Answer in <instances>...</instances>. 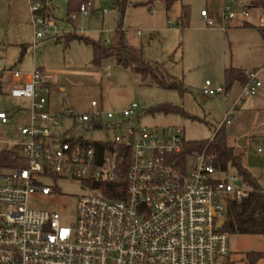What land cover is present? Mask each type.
<instances>
[{"label":"built area","instance_id":"1","mask_svg":"<svg viewBox=\"0 0 264 264\" xmlns=\"http://www.w3.org/2000/svg\"><path fill=\"white\" fill-rule=\"evenodd\" d=\"M222 1L217 18L201 11L208 26L224 29L232 19L244 23L254 10L251 0ZM27 2L36 40L82 34L79 20L99 15L93 4L83 3L68 13L73 30H63L49 0ZM258 19L264 37V12ZM6 73L7 94L29 101V123L20 127L25 140L16 144L26 166L0 171V264H218L229 256L230 238L218 224L226 223L228 204L247 198L249 191L240 175L217 168L212 156L186 153L184 128L140 124L139 102L107 111L93 100L89 111L67 114L86 130L106 131L107 138L75 135L68 126L57 133L52 127L66 126L49 110L53 76L37 70ZM204 83L206 97L225 93L223 86ZM262 85L258 71L248 75L223 122L228 125L236 106ZM20 109L15 104L0 110L1 123H10ZM257 152L264 163V141ZM62 179L78 180L87 190L74 216L31 206L40 195H59Z\"/></svg>","mask_w":264,"mask_h":264},{"label":"rangeland","instance_id":"2","mask_svg":"<svg viewBox=\"0 0 264 264\" xmlns=\"http://www.w3.org/2000/svg\"><path fill=\"white\" fill-rule=\"evenodd\" d=\"M116 1L124 2L125 0H94L92 4L99 14L98 17L79 20L85 32L82 34L73 32L69 35L76 34L91 40H101L104 44L110 45L111 43L105 40L108 37L112 39L118 25L119 14L118 12L109 14L102 12L105 8L117 7ZM222 2V0H174L171 10H167L163 0H126L124 28L128 32L129 41L142 50L143 58L147 63L159 67L170 80L181 82L186 89L183 95L179 90L161 88L151 84V79L143 80L139 73L123 67L113 57L105 60L101 67H94L93 47L84 39H74L68 47L65 40L59 41L57 37L36 40L32 24L33 15L27 0H0V60L5 61L8 69H20L31 73L36 68H41L42 74L53 76L50 85L49 110L66 126L52 127V130L57 133L64 132L68 126V128L73 127L75 135H84L92 140L107 138L106 131L86 130V126L75 124L74 118L69 115L89 111L91 101L97 100L104 104L107 111L122 110L133 102H139L141 108L144 109L140 124L151 128L180 126L184 128L185 139L188 141L211 139L224 115L225 96L218 94L211 98L206 97L202 93L204 86L200 88L199 85L201 82L205 84L206 79L212 81L215 77L219 52L216 49H201L199 54L197 52L195 56H192L191 62L193 63L187 65L184 63V58L187 59L189 54L187 44L192 41L193 32L208 27L201 17V11L207 10L210 17L214 18L212 16L215 10L222 12L224 6ZM67 3L68 0H49V6L61 22L62 29L71 31L73 26L66 22L68 19ZM182 5L190 7V29L192 30L184 31L178 26V16L181 14ZM150 6L153 10H150ZM240 9L239 6L233 7L236 11ZM254 10L249 19L253 20V27L237 29L233 25L241 20L232 19L224 27L223 36L229 68L236 66L244 72H248L253 65L263 68L258 76L259 81L263 83L262 90L261 88L257 90L232 112L233 120L238 111L246 110L247 102L254 100L255 104L252 108L255 113L253 118L256 122H254L256 132L261 130V127L264 128V37L259 34L258 30V18L262 11ZM218 26L220 25H214V27ZM104 30L108 32L102 36L101 32ZM137 30H141L142 34L138 35ZM64 36L60 37L64 38ZM202 40H208V38H202ZM241 89L239 82L231 88L227 96L230 106L238 98ZM15 104L21 109L12 115L10 123L3 124L0 121V151L12 148L25 140L20 127L29 123V101H18L7 93L0 94V110L9 111L14 108ZM65 104L70 106L69 110L65 109ZM163 104L183 108L197 119H191L179 113L167 114L163 111H150ZM220 116L221 118L218 119ZM116 119L118 120V117ZM232 120L228 123L227 129L232 126ZM252 132L254 130L249 131L246 136L232 135L230 138L232 144H230L235 146L236 152L241 154L243 165L264 189V174L262 173L264 163L257 152L264 137L255 138ZM111 136L112 134H109V137ZM240 140H245V146L242 147L239 144ZM11 168L16 167H6L2 170ZM58 186L59 195H40L31 201V206L66 211L70 216H74L78 208L79 197L87 190L82 182L74 179L59 180ZM228 238H230V254L220 258L218 264H252L248 258L251 251L264 252V237L262 236L235 234L229 235ZM255 264H264V258Z\"/></svg>","mask_w":264,"mask_h":264},{"label":"trees","instance_id":"3","mask_svg":"<svg viewBox=\"0 0 264 264\" xmlns=\"http://www.w3.org/2000/svg\"><path fill=\"white\" fill-rule=\"evenodd\" d=\"M167 9H170L174 0H164ZM83 3H93V0H68V13L78 10ZM126 0L123 2L117 1L118 4V26L115 31L113 42L106 45L101 41L91 40L90 38L80 37L76 34L64 36L66 46L74 39H84L93 47V66L99 68L103 62L109 58H116L117 61L125 68L139 73L143 80L151 79L152 83L158 87L166 89L179 90L182 95L185 92V87L181 82L172 81L167 78L159 69L147 63L140 48L132 45L128 39L127 32L124 30V17L126 12ZM251 7L264 12V0H251ZM182 11L178 19L179 26L187 28L190 25V7L182 5ZM249 26V24H246ZM259 32L262 31L258 28ZM8 70V69H7ZM0 71V92L3 91L5 85L8 86V76L6 71ZM242 82L243 86L247 84V73L241 69L230 67L225 70L224 82L225 92L231 89L234 81ZM151 112L163 111L167 114L179 113L191 119L197 117L187 113L183 108L163 104ZM227 124L222 122L211 139H201V141H186L185 151L189 154H201L205 152L214 158L217 168L223 171L235 170L240 175L244 185L249 191V196L240 202H231L228 204L226 223L221 227V231L229 235H258L264 237V189L257 182L252 173L243 165L241 154L236 152L235 146H231L228 142L229 133ZM26 162L18 156V145L12 148L3 149L0 151V171L6 167H25ZM250 262L255 264L260 259L264 258V252H254L248 255Z\"/></svg>","mask_w":264,"mask_h":264},{"label":"crops","instance_id":"4","mask_svg":"<svg viewBox=\"0 0 264 264\" xmlns=\"http://www.w3.org/2000/svg\"><path fill=\"white\" fill-rule=\"evenodd\" d=\"M94 1V0H93ZM164 1V0H163ZM116 4H117V1L115 2ZM174 4V3H173ZM164 5H165V7H166V9H167V6H166V3H165V1H164ZM173 6V5H172ZM117 7H118V4H117ZM151 7V9L150 10H153V7L152 6H150ZM172 8V7H171ZM171 8L170 9H167V10H171ZM255 11V10H254ZM118 12V11H117ZM215 13H214V15L212 16V17H215V18H217L218 17V15L220 14L219 13V10H215L214 11ZM209 13V12H208ZM210 15V14H209ZM253 15V14H252ZM254 16V15H253ZM252 16V17H253ZM179 17L180 16H178V19H179ZM202 17V16H201ZM251 17V16H250ZM250 17L248 18V19H250ZM124 19H125V17H124ZM190 19H191V14H190ZM190 21V20H189ZM190 24H191V21H190ZM246 24H249V26H246ZM118 26V25H117ZM178 26H179V22H178ZM208 26V25H207ZM235 28H237V29H245V28H250V27H253V20L251 19V20H247V21H245L244 23H242L241 21H237L234 25H233ZM180 27V26H179ZM181 28V27H180ZM191 27H190V25H189V27H187V28H183L184 29V31H189V30H192V29H190ZM117 29V28H116ZM182 29V28H181ZM124 30L126 31V29L124 28ZM116 31V30H115ZM115 31H114V33H113V36H112V39L111 38H106V39H109L110 41L109 42H107V43H112L113 42V39H114V35H115ZM138 31V30H137ZM136 31V32H137ZM141 31V30H140ZM106 32H108V30H104V31H102L101 32V35L102 36H105V34H106ZM127 32V31H126ZM138 34V33H137ZM141 34H142V31H141ZM141 34H138V35H141ZM259 34H261L260 32H259ZM127 35H128V32H127ZM224 29L223 28H221L220 26H218V27H210V26H208V27H206L205 29H198V30H195L194 32H193V34H192V37L193 38H191L192 39V41H190V43L189 44H187V50H188V56H187V54L185 55L184 54V56H187V59L186 58H184V63H186V65L187 64H192L193 62H191V60H192V56H195L196 54H197V52H198V54H199V50H201V49H212V50H214V49H216V51L217 52H219V55H218V58H217V63H216V66L215 67H217V70H216V72L217 73H215L216 75H215V77L212 79V81H211V79H206V80H210L211 81V83H213V85L215 86H223V87H225L224 85H223V83H224V73H225V70L226 69H229V67H228V63H227V56H226V51H225V49H226V45H225V43H224ZM262 36H263V34H261ZM58 38V40L59 41H64L66 38L64 37V38H62V37H57ZM202 38H208V40H202ZM129 39V38H128ZM194 39V40H193ZM96 41H98V40H96ZM99 41H101V40H99ZM106 41V40H105ZM102 42V41H101ZM131 43V42H130ZM132 44V43H131ZM34 45V47H35V43L33 44ZM133 45V44H132ZM136 47V46H135ZM138 48V47H137ZM198 56V55H197ZM194 62H195V60H193ZM232 67H234V68H237V69H240V68H238V67H236V66H232ZM192 68H193V66H192ZM8 68H7V65H6V63H5V61H3V60H0V71L1 72H3L4 70H7ZM9 70V69H8ZM20 70V69H19ZM35 70H37V71H39L40 73H43L42 72V70H41V68H36ZM262 70H263V68H259V67H257V66H252L251 67V69L248 71V72H246L247 73V76L248 75H250L253 71H258V76L262 73ZM27 73V72H26ZM30 72H28V74H29ZM185 82H186V77H185V80H184ZM237 82H239L240 83V86L241 87H243V84H242V82H240V81H238V80H236V81H234V83H233V85L235 84V83H237ZM233 85L231 86V88L233 87ZM204 86V84L201 82L200 83V85H199V87L200 88H202ZM262 88H263V85H262ZM262 88H261V90H262ZM8 86H6L5 85V87H4V89H3V91L2 92H0V94H6L7 92H8ZM259 90V89H258ZM231 91V89L228 91V92H225L224 94H220L221 96H225V98H224V108H223V113H224V115L222 116V120H220L221 122L219 123V125L223 122V120H224V118H225V116H226V114H227V112L232 108V106L235 104V102H236V99H235V101L232 103V105L230 106L229 104H228V99H227V96H228V94H229V92ZM240 94V93H239ZM246 102V101H245ZM255 104V101L254 100H251V101H249V102H247V108H246V110H244V111H238L237 112V114H236V116H234V119L232 120V122H231V127L228 129V133H229V140H228V142H229V144L231 143L232 144V141L230 140V138L232 137V135L233 136H246L248 133H249V131H253L254 130V132H252L253 133V135H254V137L255 138H260V137H264V128H262L261 127V130H257L256 132H255V120H254V118H253V115L255 114V113H253L254 111H253V108H252V106ZM240 105V104H239ZM239 105H237L236 106V108H235V110L236 109H238V107H239ZM70 109V108H69ZM69 109H66V110H69ZM234 110V111H235ZM223 113H221V114H223ZM247 118V119H245L244 120V118ZM221 118V116L218 118V119H220ZM241 120H244V121H242L241 122ZM255 122V123H254ZM257 129V128H256ZM234 134H237V135H234ZM247 140V139H246ZM247 142V141H246ZM230 144V145H231Z\"/></svg>","mask_w":264,"mask_h":264},{"label":"water","instance_id":"5","mask_svg":"<svg viewBox=\"0 0 264 264\" xmlns=\"http://www.w3.org/2000/svg\"><path fill=\"white\" fill-rule=\"evenodd\" d=\"M70 108V106L69 105H67V104H65V109H69ZM245 140H240L239 141V144L243 147V146H245ZM237 184H238V186H241V184H242V182L241 181H239V182H237ZM224 224L221 222V221H219V224H218V228L219 227H222Z\"/></svg>","mask_w":264,"mask_h":264}]
</instances>
